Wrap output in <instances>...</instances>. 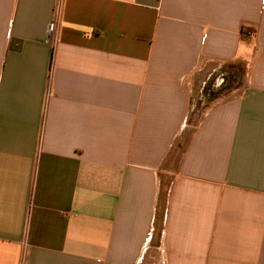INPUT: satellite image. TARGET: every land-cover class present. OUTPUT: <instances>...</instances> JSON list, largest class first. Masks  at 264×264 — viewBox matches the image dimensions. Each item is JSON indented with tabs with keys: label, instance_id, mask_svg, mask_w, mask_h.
<instances>
[{
	"label": "crops",
	"instance_id": "0c3cea01",
	"mask_svg": "<svg viewBox=\"0 0 264 264\" xmlns=\"http://www.w3.org/2000/svg\"><path fill=\"white\" fill-rule=\"evenodd\" d=\"M0 264H264V0H0Z\"/></svg>",
	"mask_w": 264,
	"mask_h": 264
},
{
	"label": "rangeland",
	"instance_id": "374dc122",
	"mask_svg": "<svg viewBox=\"0 0 264 264\" xmlns=\"http://www.w3.org/2000/svg\"><path fill=\"white\" fill-rule=\"evenodd\" d=\"M218 74H219L218 75L219 81L216 79V77H218V76L213 74L214 76L211 77L210 80L208 81V83L205 85L203 90L207 94L204 97V100L202 99L199 102L197 101L198 102V104L196 105L197 107L203 106L206 102L205 99L212 98V97L218 95V93H220L221 91H224V89L227 88L229 86V84L233 82V80L235 82L237 77L240 75V72L229 69L228 71L227 70H223L222 72L219 71ZM231 77H234L235 79H230ZM216 82H218V83H216Z\"/></svg>",
	"mask_w": 264,
	"mask_h": 264
},
{
	"label": "built area",
	"instance_id": "2783aa9c",
	"mask_svg": "<svg viewBox=\"0 0 264 264\" xmlns=\"http://www.w3.org/2000/svg\"><path fill=\"white\" fill-rule=\"evenodd\" d=\"M52 29H53V23L51 22V23L49 24V27H48V34H51Z\"/></svg>",
	"mask_w": 264,
	"mask_h": 264
},
{
	"label": "trees",
	"instance_id": "16d2710c",
	"mask_svg": "<svg viewBox=\"0 0 264 264\" xmlns=\"http://www.w3.org/2000/svg\"><path fill=\"white\" fill-rule=\"evenodd\" d=\"M233 70L241 73V68L239 66H235V68Z\"/></svg>",
	"mask_w": 264,
	"mask_h": 264
}]
</instances>
